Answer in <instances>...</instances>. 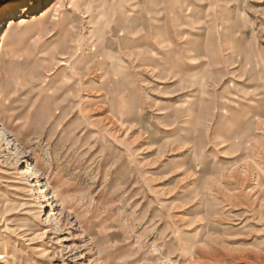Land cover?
<instances>
[{
    "label": "rangeland",
    "instance_id": "374dc122",
    "mask_svg": "<svg viewBox=\"0 0 264 264\" xmlns=\"http://www.w3.org/2000/svg\"><path fill=\"white\" fill-rule=\"evenodd\" d=\"M50 1L0 0V34L35 16L0 49V264H264V0Z\"/></svg>",
    "mask_w": 264,
    "mask_h": 264
},
{
    "label": "bare ground",
    "instance_id": "6f19581e",
    "mask_svg": "<svg viewBox=\"0 0 264 264\" xmlns=\"http://www.w3.org/2000/svg\"><path fill=\"white\" fill-rule=\"evenodd\" d=\"M64 0H51L48 4H47V8L44 11V14H49L50 12H52L53 10H57L59 9L62 4H63ZM27 13V12H26ZM35 16H33V14L30 16H20L17 18H9L7 19L3 25H2V30H1V36H0V49L2 47H4V45L6 44L7 40H8V34L10 33V31L17 27V26H22L26 23L32 22L34 20ZM56 21H54L53 23L58 25L60 23L59 18H54ZM1 51V50H0ZM24 175L26 176V180L24 183H28L29 181L34 182L35 176H34V172H33V168L30 165H27L25 167V171L23 172ZM32 178V179H31ZM31 179V180H30Z\"/></svg>",
    "mask_w": 264,
    "mask_h": 264
}]
</instances>
